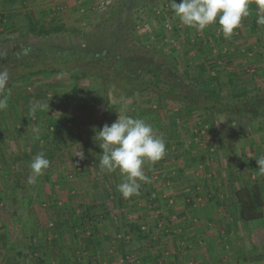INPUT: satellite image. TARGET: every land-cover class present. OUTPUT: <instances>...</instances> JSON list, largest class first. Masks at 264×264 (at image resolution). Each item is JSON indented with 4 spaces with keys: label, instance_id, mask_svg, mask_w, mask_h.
<instances>
[{
    "label": "rangeland",
    "instance_id": "rangeland-1",
    "mask_svg": "<svg viewBox=\"0 0 264 264\" xmlns=\"http://www.w3.org/2000/svg\"><path fill=\"white\" fill-rule=\"evenodd\" d=\"M101 1L82 0L83 3L79 4L82 13L76 17V23L68 24L67 31L48 37L29 32V17L38 25L43 21L37 14L31 13L28 17L25 14L10 16L9 13H0V38L19 40L22 45L27 41L30 46H67L74 49L76 55L83 56L84 35L99 28L101 16L115 2ZM170 3L171 0H136L130 25L135 39L156 49L159 54L156 58L163 56L172 72L183 79L185 71L191 77L198 76V65L205 60L210 74L220 76V81L213 83L224 102L234 100L232 94L236 89L244 87L252 91L256 84L264 83V26L255 25L258 14L255 0L250 5L251 15L241 22L230 39L224 38L218 24L202 31L183 25L171 10ZM50 18L45 24H60L55 21L56 17ZM50 51L53 61H46L48 67L67 59L66 53H61L60 49L52 47ZM46 53L49 52L45 51L42 56L46 57ZM22 59L26 60L25 57ZM3 60L1 58L0 62ZM17 60L14 58L11 64L4 66L9 74L8 82L15 78L17 81L12 86L7 84L11 91L8 107L0 111V232H9V244L14 250L21 249L29 254L31 250L27 247L38 244L33 241L34 235L40 238L43 230L39 223L48 225L64 217L72 223L75 219L79 226L77 218L82 216L86 225L79 226V240H73L70 226L63 230L66 237L59 233L64 239L63 246L66 243L68 249L78 250L76 255L80 256L81 264L96 260L102 264H118L119 260H123L122 264H248L242 252L249 234L238 217L231 189L244 186L249 175L251 180L258 177V165L249 167L248 164L251 159L264 156V117L251 123L237 140L231 141L225 132L229 120L227 113L215 116V127L221 133L219 136L211 129L210 120L202 111H187L184 103L170 98L161 99L155 91L117 95V87L112 84L106 93L101 78L81 75L76 68L67 72L25 76L26 66ZM4 67L1 65L0 71H5ZM201 81L204 82L203 79ZM168 85L161 83L163 88H168ZM186 86L190 88L189 83ZM179 91L185 92L183 89ZM34 105L45 107H37L33 111ZM125 107L127 112L123 111ZM118 114L144 119L153 126L157 135L165 138L166 155L158 162L146 163L144 168L153 169L160 184L169 183L175 192H183L176 194L179 195L177 204L171 196L167 197L166 204H160L161 209L150 207L154 202H143L136 208L134 203L129 205L132 201H127L126 205L127 199L117 196L114 190L110 192L115 172L122 176L118 169L108 173L101 168L99 159L103 150L94 138V129L98 131L105 123L110 125ZM53 139L58 141L60 150L53 158L47 157L50 167L36 178L35 184H29L27 178L32 175L31 162L37 154L45 155L44 148ZM223 143L234 146L236 157L229 166L221 152L224 151ZM25 151L34 154L24 160ZM79 151H83L84 159L77 156ZM228 169L239 177L233 185L229 181ZM148 178L142 182L143 191L150 187L154 176ZM206 186L209 188L207 191ZM218 198L222 200L217 205ZM134 199L132 196L131 200ZM183 202L195 206L193 214L186 217L187 221H192L186 224L177 212L166 208V205ZM209 205L214 207V212H221L224 218L225 215L232 217L233 221L209 223L213 229L221 227L225 230L224 235L219 234L217 239L202 238L201 245L194 240L188 242L186 228L189 226L198 230L200 224L206 233L209 231L205 230V216L201 210ZM137 215L151 220L142 223L144 230H153L151 239L157 241L148 248L142 240L133 239L136 233L127 227V220L137 219ZM258 227L260 235L256 243L263 240L261 235L264 232L260 225L255 228L256 234ZM92 234L102 241L97 243ZM66 238H69L68 242H65ZM93 239L95 244L90 245L91 251L84 255L86 243ZM12 252V247L3 246L0 241V264H6ZM55 261V264H63L60 259L55 258ZM48 262L52 263V259Z\"/></svg>",
    "mask_w": 264,
    "mask_h": 264
},
{
    "label": "trees",
    "instance_id": "trees-1",
    "mask_svg": "<svg viewBox=\"0 0 264 264\" xmlns=\"http://www.w3.org/2000/svg\"><path fill=\"white\" fill-rule=\"evenodd\" d=\"M135 1L115 0L113 4L108 6V9L101 16L99 28L84 35L85 44L83 49L85 50L83 56L76 55L75 50L67 46H30L27 41L22 45L19 40L0 38V59L4 58L3 62L0 63L4 67L11 64L14 58L18 59L17 61L20 65L26 66V71L23 72L25 76L67 72L76 68L79 69L81 75H92L101 78L104 92L106 93H108L109 86L115 84L117 95L129 96L136 91H155L161 99L170 98L184 103V108L187 111H202L210 120L211 129L219 136H221V133L217 132L215 127V116L227 113L229 120L225 132L232 141L237 140V137L251 123L264 117V83L256 84L252 91L244 87L243 89H236L232 94L234 100L232 102H224L220 92L214 87L213 83H218L220 76L217 73L215 75L210 74V67L205 60L198 65V76L191 77L189 72L185 71L184 76L186 79H183L171 71L168 62L163 56L157 59L156 56L159 54L156 49L150 48L133 36L130 22L133 17L132 9ZM255 25L257 26L258 24L256 23ZM62 31H67L66 26L63 24L51 25L43 23L38 25L29 17V32L35 36L48 37L53 33ZM52 47L60 49L61 53H66L67 59L63 60L61 64H55L54 62L48 67L45 64L47 63L46 61L52 60L50 51ZM45 51L49 52L46 53V57L45 55L42 56ZM22 57H25L26 60H23ZM6 69L7 67H4L5 71H7ZM20 76L18 77L20 78ZM202 79L204 80L203 83ZM14 81H17V79L15 78L11 83L8 82V86H12ZM162 82L169 83L168 88L161 87ZM186 83H189L190 88L186 86ZM179 89H183L185 92H180ZM59 150L60 145L57 140L48 141L47 146L44 148L45 157L51 159ZM222 150H224L223 152L229 166L234 153L232 143L228 145L222 144ZM32 154L34 152L25 151L22 158L28 160ZM256 164V159L253 158L248 165L249 167H254ZM257 173L258 177L255 180H251V175H249V179L244 186L239 188L233 186L234 188L232 187L231 189L238 216L244 224L261 219L264 216V174H260L259 170ZM228 175L232 185L239 178L236 173L229 169ZM151 193L147 188L144 189V194L148 197L151 196ZM80 217L81 222L78 225L83 227L84 222L82 216ZM76 225L70 219L64 221L55 220L45 231L57 229L63 231L65 226H70L73 232ZM130 227V231L133 234L136 233L133 239L142 240L143 244L147 245V248L157 243V241L154 242L151 239L150 233H154L152 229L144 230L142 225L137 222L130 224ZM95 235L92 234V238L96 237L95 241L97 243L102 241ZM75 236L80 237V234L76 233ZM94 239L90 243H86V249L89 250L95 244ZM0 241L3 246L6 245L5 234H0ZM52 242L55 245V240ZM8 262L9 264H15L14 259L13 261L9 259ZM89 262L90 264H102L98 260Z\"/></svg>",
    "mask_w": 264,
    "mask_h": 264
},
{
    "label": "clouds",
    "instance_id": "clouds-1",
    "mask_svg": "<svg viewBox=\"0 0 264 264\" xmlns=\"http://www.w3.org/2000/svg\"><path fill=\"white\" fill-rule=\"evenodd\" d=\"M253 0H171L170 8L179 21L192 29L202 31L218 24L225 39H230L241 22L251 15ZM258 9L256 22L264 26V0H255ZM9 74L0 71V111L8 107L10 89L7 88ZM43 105H34L33 111ZM48 107V105H46ZM123 111L127 112L125 107ZM95 140L103 150L99 163L108 173L117 169L123 177L117 190L125 198L138 196L142 182L148 181L144 165L155 163L166 155V140L157 135L153 126L142 118L120 115L110 125L105 123L98 131L94 129ZM84 159L83 151L77 154ZM259 173L264 174V156L255 158ZM50 167V161L43 153L35 156L30 164L32 175L27 178L29 184H35Z\"/></svg>",
    "mask_w": 264,
    "mask_h": 264
},
{
    "label": "crops",
    "instance_id": "crops-1",
    "mask_svg": "<svg viewBox=\"0 0 264 264\" xmlns=\"http://www.w3.org/2000/svg\"><path fill=\"white\" fill-rule=\"evenodd\" d=\"M81 3H83L82 0H0V8H1L0 13L1 14L9 13L10 16H14L15 14H25V16L30 15L31 13L37 14L38 18H41V17L43 18L42 19L43 21L41 24L45 23V21L49 22L51 19L50 17L52 16V18L56 17L55 21H57L58 23L65 24L66 29H67L68 28L67 25L68 24L73 25V23L75 24L76 23V17L80 13H82L81 9L79 8L80 7L79 4H81ZM101 3H103V0L101 1ZM9 21H11V20H9ZM229 144H231V143H229ZM221 152H222V154H224L223 151H221ZM201 154H202V152H201ZM235 157L236 156H235V150H234L233 158H235ZM202 158H204V157H202ZM144 171H145V175L147 177H149V176L153 177L154 176L153 180L151 178L152 184L150 185V187L149 186L147 187V190L152 192L151 196L148 197L146 194H144V191L142 190V187H141L140 194L138 196H133V197H135L134 200H131V198H128L125 202L126 205H127V201H132V203L129 205H133V203H134V207L138 208V206L143 205V202H144V204H146V202H151V203L154 202V206H150V207H154L155 209H161L160 204L161 205L166 204L168 202L167 199H169L167 197L172 196V199L176 200V197H178L180 195V192H182V191L175 192V190H173V188H172V185L169 186V183L168 184H163V183L160 184L157 180L158 176L155 173V171L153 172V169H151V168L145 169L144 168ZM114 179H115L113 182L114 186H113V189L110 188V192H113V190H114L117 193V196L120 195L122 197L121 193L117 190V185L122 182L123 177H119V175L115 172ZM115 181H116V183H115ZM205 188H206L205 189L206 191L209 190V188L207 186ZM155 192L156 193L158 192L157 195L158 194L160 195V196L155 195L154 198L156 197V199L152 198V195L156 194ZM177 193H179L178 196L176 195ZM183 198L184 197H182V200H183ZM149 199H150V201H149ZM165 200H167V201H165ZM182 200L180 202H182ZM220 200H222V199L221 198L216 199L217 205L220 203ZM232 201H233V199H232ZM178 202H179V200H176V204ZM233 203L236 206L234 201H233ZM125 204H124V206H125ZM176 204L173 206L166 205V208L170 209V212H173V213L177 212L179 217L180 216L183 217L182 221L184 222V224L191 222L192 220L187 221L186 217H188L187 215H189V214H193L192 211H193L195 206H193L192 204L185 203V202H183V204H178V205H176ZM213 209H214V207H212L211 205H209V207L206 206L205 208H201L202 214L205 216V219H204L205 230L207 228V229H209V231H207V233H206L204 231V229L202 228V226H200V224L198 225L199 226L198 230H196V228L193 229V227L189 226L190 228H186V238H187L188 242H191L194 240V242H198L201 245L202 244V238H204V239L210 238V240H212V239H217L219 234L224 235V233H225L224 229H221V227L219 228V230L217 228L213 229L211 227L212 225H210L209 223H211V221H212V223H215L216 221L218 223H220V222L222 223V221H226V223H230L233 221V218L228 217L226 215H225L226 218H224V215L223 216L220 215L221 212L220 213L214 212ZM236 209H237V206H236ZM158 211H160V210H158ZM203 215H201L202 220L204 218ZM62 218L57 219V221L58 220L64 221V220L68 219V218H64V217H62ZM80 218L81 217H79L77 219L80 221ZM136 218L137 219L127 220V227L129 229H131L130 224L132 225L133 222H137L141 225L144 222H148V223L151 222L150 219H147L148 220L147 221L146 219L142 218V216H140V215H137ZM149 218H150V214H149ZM73 223L77 224L75 219H74ZM263 223H264V216L261 219L250 221V222L244 224L246 227V230H248L247 232L249 235L247 237L248 243H247L246 247L243 248L242 254H243V256L244 255L246 256V261L248 262V264H264V232H263V235H261L262 236L261 239H263V240H261L259 243H256V240L259 239V235H260L259 234V231H260L259 227H258L259 230L257 229L258 230L257 234L255 231L256 226L261 225V228H264ZM39 224L42 225V229H43L42 233H41V235H39L40 238H38L37 236L34 235L33 241L38 243V244L35 243L36 246L29 245L30 247H27V249L31 250L28 255L25 254V252L21 249L14 250L12 244H9V238L10 237H9L8 231L0 232V234L3 233L6 236V246H10L13 249L12 256L10 259L12 261L14 259L15 264H55V262H56L55 258L57 260L60 259V261L62 260L63 264H79V263L81 264V262H79L80 256L77 257V255H76V254H79V253H77L78 250L76 251V249H72V250L68 249V245L66 243H64L65 246L62 245V241L64 239L59 235V233H62L61 235L63 236L66 233V231H62L61 229H57V230H50V231L46 232L45 229H47L49 226H51L53 224V222H51V224H48V225H43L41 223H39ZM84 225H86V224H84ZM73 230H74V233H72V231H71L70 235H72L73 240L74 239L79 240V237L75 236V234L78 233L80 230L79 226L76 225ZM162 232H164V231H162ZM65 237H66V234H65ZM39 240L41 242H39ZM54 240H55V245H53V242H52ZM68 240H69V238H68ZM68 240L66 238L65 242H68ZM10 243H11V241H10ZM74 244H75V242H73V245ZM1 245H3V244L1 243ZM211 245H213V243ZM212 247L214 248L215 246H212ZM191 250H192V248H191ZM202 250H205V248ZM87 251L89 252V250L86 249V251H84L82 253H84V255L85 254L88 255L89 253L87 254ZM19 252H20V255H19ZM82 253H80V254H82ZM33 254H37V255L32 256ZM236 254H239L238 251ZM24 256H26L27 261L24 259ZM48 257H50V259H52V263L48 262V261H50V259ZM236 257H239V256L237 255ZM120 263L121 262L119 260L118 264H120ZM6 264H9L8 260H7Z\"/></svg>",
    "mask_w": 264,
    "mask_h": 264
},
{
    "label": "built area",
    "instance_id": "built-area-1",
    "mask_svg": "<svg viewBox=\"0 0 264 264\" xmlns=\"http://www.w3.org/2000/svg\"><path fill=\"white\" fill-rule=\"evenodd\" d=\"M167 26H169V25L167 24ZM142 229H145V227H144V226H142ZM121 262H123V260H121Z\"/></svg>",
    "mask_w": 264,
    "mask_h": 264
}]
</instances>
